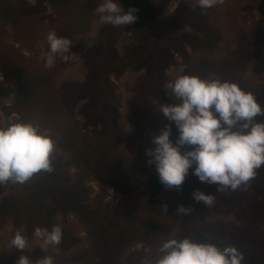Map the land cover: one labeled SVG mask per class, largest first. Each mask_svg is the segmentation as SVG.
I'll return each mask as SVG.
<instances>
[{
  "label": "rangeland",
  "instance_id": "rangeland-1",
  "mask_svg": "<svg viewBox=\"0 0 264 264\" xmlns=\"http://www.w3.org/2000/svg\"><path fill=\"white\" fill-rule=\"evenodd\" d=\"M154 1L160 8L161 21L149 34L137 31L131 25L101 23L95 9L102 0H0V12H10L2 17L0 25L6 30V42L16 45L31 59L33 67L49 69L46 66L50 53L49 32L55 31L72 40V59L65 62L56 56L54 64L57 68L50 87L84 83L91 70L106 71L118 59L123 69L117 73L119 67H114L112 71L115 72H111L109 78L117 92L120 105L118 124L125 138L138 131L131 99L139 98L141 93L144 95L142 99L152 106L153 129L157 128L154 136L171 124V139L175 141L177 128L159 112L166 104L157 91L151 90V86L163 87L178 103L166 85L179 75L234 81L251 91L259 102L264 99V16L256 7V0H224L223 4L209 9L198 7L197 0ZM39 5L46 9V14L40 23L37 43L30 49L22 48L16 41L15 23L31 18L28 8ZM160 73L162 78L159 79ZM44 81L47 84L48 78ZM20 91L0 65L1 127L19 118L18 113L7 115L5 108L14 103ZM28 93V90L24 92ZM84 103L67 105L61 116L49 122L51 129L44 130L55 136L54 152L63 155L71 178L82 182L88 189L85 202L97 211L95 215L86 217L76 211L53 217V222L59 226L67 225L78 237L76 243L68 248L50 245L46 252L42 249L45 256L53 258V264H155L158 249L167 239L189 237L190 223L186 221V215L177 213L181 204L195 208V215L208 223L241 226L252 221L251 215H260L254 223L264 232V168L257 170L247 187L241 186L236 190L218 191V185L201 183L191 170L179 189H169L160 183L155 165H149L147 150L123 141L120 151L122 173L135 182L132 191L123 193L118 185L99 179L93 161L82 160L60 147L68 124L74 123L80 132L102 130L100 124L97 127L85 125L81 112ZM32 114L33 121L41 119L38 112ZM256 119L264 121L259 117ZM36 123L39 124L38 121ZM147 145V149L155 147L153 142ZM17 185L22 184L9 181L3 185L0 203ZM190 190L213 194V204L203 206L202 202L184 199L183 194ZM165 204L167 212L162 208ZM116 214V222L108 220ZM102 228L114 229L116 239L97 242L99 235L96 234ZM17 230L23 232V227L15 225L12 220L0 228V264H13L17 249L10 246V241ZM40 244L41 241L32 236L27 239L24 250L41 249ZM41 260L31 264H39Z\"/></svg>",
  "mask_w": 264,
  "mask_h": 264
},
{
  "label": "trees",
  "instance_id": "trees-1",
  "mask_svg": "<svg viewBox=\"0 0 264 264\" xmlns=\"http://www.w3.org/2000/svg\"><path fill=\"white\" fill-rule=\"evenodd\" d=\"M256 2V7L264 16V0ZM119 3L125 11L129 8L137 10L138 18L131 24L137 31L152 33L161 21L160 8L154 0H119ZM28 11L31 18L23 19L20 24L15 23V32L18 39L16 41L21 43L22 48L30 49L37 43L38 30L41 29L40 23L46 9L39 5L30 6ZM8 13L10 12H0V24L2 17ZM5 31L4 26L0 25V65L4 73L11 78L13 85L21 90L14 103L5 108L7 115L18 113L20 116L14 121L7 122L6 126L23 121L39 126L41 131L48 130L51 129L49 122L61 116L67 105L85 102L81 109L85 125L97 127L100 124L102 130L80 132L74 123L68 124L60 140V147L82 160L93 161L99 179L118 185L123 193L131 192L135 182L122 173L121 144L126 141L132 147L147 150V144L153 141L152 137L157 128L153 129L154 117L150 111L152 106L142 99L144 95L140 93L139 98L131 99L134 124L138 131L125 138V133L118 124L120 105L117 92L109 78V74L115 72L112 69L118 66L116 70L118 73L122 71L123 64L117 59L108 68L111 70L102 71L95 68L91 70L84 83L73 82L62 84L59 88L50 87L57 64L49 69L33 67L31 59L16 45L6 42ZM47 78L46 84L44 79ZM158 78H162V73ZM27 90L29 93L26 95L24 92ZM151 90L157 91L166 105L177 103L163 87L151 86ZM26 99L25 104L21 103ZM260 103L264 105L263 98ZM33 112L41 114V119L37 120L39 124L33 121ZM258 117L264 119V116ZM49 135L55 138L53 134ZM51 159L53 163L51 173L42 171L35 174L26 183L17 185L16 189L0 203V228L8 220H12L15 225L23 227V234L28 239L34 236L33 232L37 226L51 229L53 225H58L52 221L57 214L66 215L70 211H76L82 217L96 214L97 211L85 202L88 189L82 182L71 178L63 155L53 152ZM2 187L3 185H0V191ZM262 187L264 188V180ZM193 192L190 190L183 194L184 199H192V202L196 203ZM195 210L194 208L191 212V218L190 215H186V221H189L191 228H188L189 237L204 243H216L221 247L235 245L244 253L243 264H264V232L254 223V219H260V215H251L252 221L236 226L223 222L208 223L205 220L202 222V217L196 216ZM117 217L116 214L108 220L113 219L112 222H116ZM59 227L63 230V238L59 245L62 248L74 245L78 237L67 225L60 224ZM96 235H99L97 242L102 240L112 242L117 237L114 235V229L107 228H102ZM20 256H27L33 262L43 259L45 253L39 248L31 252L17 250L13 264H17Z\"/></svg>",
  "mask_w": 264,
  "mask_h": 264
},
{
  "label": "clouds",
  "instance_id": "clouds-1",
  "mask_svg": "<svg viewBox=\"0 0 264 264\" xmlns=\"http://www.w3.org/2000/svg\"><path fill=\"white\" fill-rule=\"evenodd\" d=\"M198 7L209 9L224 0H197ZM95 11L101 23L113 26L131 25L137 20V10L125 11L119 0H102ZM50 53L46 66H54L56 56L65 62L72 59V40L51 31L47 35ZM166 87L179 101L162 105V113L175 124L178 136L171 139V124L153 137L154 148L147 149L149 165H155L160 183L179 189L190 170L201 183L218 185V191L236 190L248 183L264 168V105L239 83L229 80L205 79L195 75H179ZM55 143L51 135L31 122L18 121L0 127V185L11 181L24 184L35 174L53 171L52 154ZM194 166V167H193ZM2 195V194H0ZM193 198L210 206L214 195L201 190ZM167 212L168 206L162 207ZM193 211L183 204L179 215ZM33 235L41 241L45 252L50 245H59L63 230L58 225L37 226ZM10 246L23 251L27 239L17 230ZM244 253L235 245L204 243L191 237L167 239L158 249L155 264H243ZM17 264H31L29 257L20 256ZM39 264H53L45 256Z\"/></svg>",
  "mask_w": 264,
  "mask_h": 264
}]
</instances>
